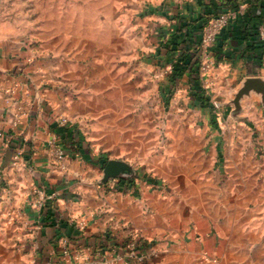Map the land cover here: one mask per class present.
I'll return each instance as SVG.
<instances>
[{"label": "crops", "instance_id": "obj_1", "mask_svg": "<svg viewBox=\"0 0 264 264\" xmlns=\"http://www.w3.org/2000/svg\"><path fill=\"white\" fill-rule=\"evenodd\" d=\"M204 1L162 0L155 23L118 32L92 60L82 25L0 20V264H96L100 246L113 264H144L121 250L130 236L151 245L140 256L150 264H264V95L236 102L247 78L264 80V65L243 57L234 26L215 93L189 66L174 76L196 43L175 27ZM52 134L70 151L66 169L50 156ZM103 160L136 173L101 184ZM81 234L92 248L77 249ZM66 245L76 257L63 256Z\"/></svg>", "mask_w": 264, "mask_h": 264}, {"label": "rangeland", "instance_id": "obj_2", "mask_svg": "<svg viewBox=\"0 0 264 264\" xmlns=\"http://www.w3.org/2000/svg\"><path fill=\"white\" fill-rule=\"evenodd\" d=\"M161 1L162 0H4L5 3L3 2V5H0V20L10 23L18 20V24L27 26V29L39 28L40 25L38 24L42 22V24H47L50 27L61 24L68 31H79L80 25H82L85 39L91 42L89 46H86L90 47L91 51L85 52V54L88 53V56L85 58L89 59L90 56L92 60L96 54L103 55L105 53L103 50L108 48L118 32L129 30L131 27L133 29L139 28L140 20L142 22L146 20L155 23L156 14L152 12L155 11L156 7L160 6ZM151 9L154 10L151 12ZM152 32L153 34H151L153 37L152 35L151 37L153 38V42H148L150 43L149 47L151 46V48H154L152 45L155 46L154 43L156 44L157 34L156 31ZM149 36L150 34H148L147 38L151 40ZM139 44L140 41H138V45ZM85 45H87V43H85ZM214 75L215 68L208 74L209 87H203L211 91V93H213L216 88V83L213 81ZM211 93L209 92V94ZM215 102L218 108L215 107ZM212 106L218 111L221 107L220 99L216 98L212 102ZM216 115L219 116V114ZM151 168L152 167H147V169ZM151 170L153 172L155 169L152 168ZM147 173L149 172L147 171ZM161 173V171H157L158 176L161 175ZM109 251L107 246L102 250H98L96 254L98 256L96 264H113L112 260L114 259L108 261V257H104L107 256L106 252ZM74 255L75 253L71 252V256L65 258L73 257ZM130 258L132 259V257ZM146 258L147 261H149L155 257H145V260ZM137 259L141 261L143 257H138ZM120 260H122L121 257H116L117 262H121ZM93 264H95V262ZM133 264H136V262Z\"/></svg>", "mask_w": 264, "mask_h": 264}, {"label": "trees", "instance_id": "obj_3", "mask_svg": "<svg viewBox=\"0 0 264 264\" xmlns=\"http://www.w3.org/2000/svg\"><path fill=\"white\" fill-rule=\"evenodd\" d=\"M207 0H205L204 2H206ZM234 0H208V3H202L201 5V13L197 14L196 17H185V16H180L179 19L180 21L177 22V25L175 27V29H177L179 32L183 33L184 29L185 33H183V39L182 42L184 43L185 41L188 40V37H191L190 43H192V45L195 43L193 40L196 41L195 43V47L192 53H194V55H191V53L189 52V49H186L185 52L186 53H180L177 57L178 61V66L176 68V73H175V77H179V74H181L182 71H184V69H186L188 66L192 68V71L194 72V74L196 75V78L198 76V71H199V61H200V56H201V51H200V44H201V38H202V33L204 30V27L207 25V23L210 20V17L216 13H218L220 10L224 9V8H229L231 7V3H233ZM249 1L251 7L250 9L253 10H261L262 13H259L258 15H255L251 10L248 11V13L241 19V22L239 24H235V27H237L239 29V33L240 35H242V40H245L246 42V48L244 51V56H248L249 58H251L253 61H256L257 63L262 65L263 62V53H264V42H259L258 41V27L259 25L264 22V0H256V1H252V0H247ZM228 32L225 31L221 34L220 36V43H217L216 47L214 48V55L216 57L217 60H219L223 54H225L223 52V39L225 37V35L227 36ZM200 37V39L198 38ZM182 43V44H183ZM181 44V43H180ZM181 44V45H182ZM184 49V46L181 47L179 50ZM190 54L189 55H187ZM200 80L199 78L196 79V81ZM80 142L83 144V141L80 139L75 142L74 144H77L76 146H74V150H78L81 151V149L84 150V146L82 144H80ZM106 163L105 160L102 161V163H100V165H104ZM80 239H82L81 244L77 247V249H86L89 245V242H87L88 237L86 236V234H81ZM134 241L136 247L133 250L129 249V245L130 243ZM121 245V250L123 252H125L128 256L129 259H131L130 257H132V259H137L138 257H140L142 255V253L144 252V250H146L147 248H149L151 245L145 241L144 239H134L133 237H128L126 238L122 243H120ZM118 243H117V248H118ZM91 247V246H90ZM92 248V247H91ZM99 249L102 250L103 247H98ZM70 251L72 252V249L69 248ZM144 264H150L149 261H147V258L145 260V256H144Z\"/></svg>", "mask_w": 264, "mask_h": 264}, {"label": "built area", "instance_id": "obj_4", "mask_svg": "<svg viewBox=\"0 0 264 264\" xmlns=\"http://www.w3.org/2000/svg\"><path fill=\"white\" fill-rule=\"evenodd\" d=\"M223 3V0H222ZM251 5L247 0H234L231 3V7L224 8L220 10L218 13L212 15L210 17L209 22L204 27L200 50L201 56L199 61V71H198V78L201 82L202 87H209L208 85V74L212 71L216 66V57L214 55V48L216 47L217 43L219 42V38L221 34L225 31L228 32L231 28L235 26V24H239L241 19L248 13ZM244 43V49H242L243 57L248 58L249 60L253 61L248 56H244L246 42L242 40ZM258 41L264 42V22H262L258 27ZM178 57V56H177ZM256 62V61H254ZM257 63V62H256ZM258 65H261L257 63ZM264 65V53H263V62ZM208 85V86H207ZM204 87V88H205ZM2 92V86L0 85V94ZM215 107L218 108L217 103H214ZM20 123V117L17 116L13 125L16 127ZM59 124L61 126H67L70 124V121L67 117H62L60 119ZM3 133L0 132V137H3ZM11 144V140L9 138L5 139V145L9 146ZM47 147L50 153L54 164L57 165L61 169H66L67 161L69 160L71 154L70 151L66 148V146L61 142L60 138L55 134H52L47 141ZM19 154L16 155V160H18ZM43 202H40L42 204ZM39 204V205H40ZM85 224L84 221L80 223V228H84ZM136 245L134 241H132L129 245V249H135ZM155 254V253H153ZM63 256L68 257L71 256L70 249L68 245L65 246L63 250ZM144 259V257H143Z\"/></svg>", "mask_w": 264, "mask_h": 264}, {"label": "water", "instance_id": "obj_5", "mask_svg": "<svg viewBox=\"0 0 264 264\" xmlns=\"http://www.w3.org/2000/svg\"><path fill=\"white\" fill-rule=\"evenodd\" d=\"M251 91L261 93L264 95V80L259 77H249L244 83L243 87L236 95V102ZM133 167L122 160H108L103 167V178L100 183L105 184L113 179H129L135 175Z\"/></svg>", "mask_w": 264, "mask_h": 264}]
</instances>
